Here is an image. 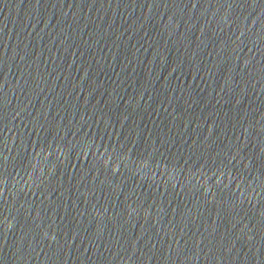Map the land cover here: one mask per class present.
Masks as SVG:
<instances>
[{"label":"water","instance_id":"obj_1","mask_svg":"<svg viewBox=\"0 0 264 264\" xmlns=\"http://www.w3.org/2000/svg\"><path fill=\"white\" fill-rule=\"evenodd\" d=\"M0 264H222L112 209L0 171Z\"/></svg>","mask_w":264,"mask_h":264}]
</instances>
